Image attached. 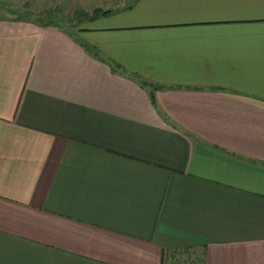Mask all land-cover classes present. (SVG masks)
I'll return each mask as SVG.
<instances>
[{"label":"crops","instance_id":"obj_1","mask_svg":"<svg viewBox=\"0 0 264 264\" xmlns=\"http://www.w3.org/2000/svg\"><path fill=\"white\" fill-rule=\"evenodd\" d=\"M0 10V264H264V0Z\"/></svg>","mask_w":264,"mask_h":264},{"label":"rangeland","instance_id":"obj_2","mask_svg":"<svg viewBox=\"0 0 264 264\" xmlns=\"http://www.w3.org/2000/svg\"><path fill=\"white\" fill-rule=\"evenodd\" d=\"M77 3L57 5L55 2H49L44 5L37 6L31 10L27 6H22L14 10V14H26L31 18H46L48 13L51 16H61L63 18H71V21L80 13ZM4 12L0 10V13ZM50 17V16H49ZM66 23L70 20H63ZM201 252L196 248H187L174 250L167 256L166 264H200Z\"/></svg>","mask_w":264,"mask_h":264},{"label":"trees","instance_id":"obj_3","mask_svg":"<svg viewBox=\"0 0 264 264\" xmlns=\"http://www.w3.org/2000/svg\"><path fill=\"white\" fill-rule=\"evenodd\" d=\"M23 16H24V18H29V19H32V20H34V22H37V23H41L42 21V18H37V19H35V18H31L30 16H28V15H26V14H22ZM156 88V86H151V92L150 93H152L153 92V90Z\"/></svg>","mask_w":264,"mask_h":264}]
</instances>
